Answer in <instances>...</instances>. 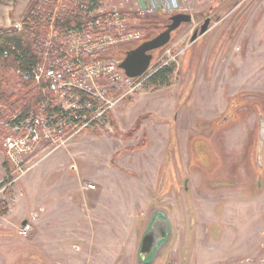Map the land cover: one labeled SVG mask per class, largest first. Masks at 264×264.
Returning <instances> with one entry per match:
<instances>
[{
  "label": "rangeland",
  "instance_id": "374dc122",
  "mask_svg": "<svg viewBox=\"0 0 264 264\" xmlns=\"http://www.w3.org/2000/svg\"><path fill=\"white\" fill-rule=\"evenodd\" d=\"M29 1L1 3L0 29L12 28ZM127 1L107 0L105 7L134 12L136 0ZM178 5L191 22L150 53L143 76L174 64L165 85L146 79L65 146L48 155L34 153L23 167L30 169L11 184L15 175L1 156L0 140V203L7 209L0 218V264H32L41 257L44 264H67L61 224L79 217L95 223L84 234L96 236L100 246L109 237L116 264H139L140 238L154 211L168 218L170 244L184 258L187 236H203L214 204L218 218L226 204L234 210L231 220L264 222V0H178ZM168 17H129V27L142 28L147 41L164 30ZM206 18L207 32L191 43ZM137 45L118 46L114 58L122 61ZM141 111L153 116L135 117ZM115 115L116 130L110 126ZM93 182L98 192L79 191V184ZM96 204L110 206V214L96 216ZM44 218L46 228L29 239L35 220ZM25 222L32 231L22 237L18 230ZM179 264L187 262L182 258Z\"/></svg>",
  "mask_w": 264,
  "mask_h": 264
},
{
  "label": "built area",
  "instance_id": "2783aa9c",
  "mask_svg": "<svg viewBox=\"0 0 264 264\" xmlns=\"http://www.w3.org/2000/svg\"><path fill=\"white\" fill-rule=\"evenodd\" d=\"M126 4L127 0H121ZM140 16L171 15L178 0L135 1ZM107 0H32L26 18L20 15L12 28L24 27L32 37L37 60L28 69L7 70L41 93V101L25 115L0 106V140L11 183L30 169L23 168L33 155H47L65 146L74 136L102 121L113 104L124 99L148 77L127 78L118 68L114 51L139 44L141 32L129 27L130 8L105 7ZM3 58L7 53H3ZM164 65V64H163ZM153 74V73H152ZM113 96V98L111 97ZM35 153V154H34ZM45 156V155H44ZM85 189L94 190L93 184ZM30 222L18 234L25 237Z\"/></svg>",
  "mask_w": 264,
  "mask_h": 264
},
{
  "label": "crops",
  "instance_id": "0c3cea01",
  "mask_svg": "<svg viewBox=\"0 0 264 264\" xmlns=\"http://www.w3.org/2000/svg\"><path fill=\"white\" fill-rule=\"evenodd\" d=\"M21 12H19V16ZM132 111L133 110L130 111L128 117L132 116ZM143 115L150 119L153 113L150 111H141L135 117L139 118ZM148 118L146 119L148 120ZM146 119L145 121H147ZM169 119L165 121H169ZM111 121L116 126V123L118 125L119 119L115 115L114 119H111ZM110 126L113 128L111 123ZM1 156H4L2 151ZM94 187V190L88 191L98 192V186L95 184ZM78 188L80 192L87 190L82 187L81 184H79ZM96 196L92 198H96ZM96 205L98 206L94 212L99 218H103L110 214V206ZM229 206L230 205H224L223 213L220 216L221 218H218L214 215L213 209L216 207L214 204L211 207L212 214L210 219L205 222L203 227V236L200 238L197 237L195 240L187 236L184 244L189 245L190 248L186 258L180 254V251H177L175 247H173L172 242L170 244L168 237L167 242L163 245V252L151 260L150 264H179L182 258L186 260L187 264H264V222L257 219L250 220L249 222L246 220H231L229 218L234 215V210L231 206V209H229ZM79 211L80 216H82V214L84 215L81 207ZM225 212L227 213L226 219L224 218ZM256 213L258 217L260 214L259 211H256ZM35 221L36 225L33 230V236L29 238L32 240H35L37 235H39L41 230L46 228L47 225L45 218ZM99 221L109 224L106 219H100ZM167 221L169 223L168 218ZM61 226L65 228L60 234V240H62L61 242L64 244V248H61V250L65 254V261L67 264H116L118 252H115L114 247L110 246L111 242L109 237H107L106 246H100V242L96 236L84 234L85 229L87 230L90 227H95L93 221H85V219L79 217L74 222H66L63 225L61 224ZM103 239L105 240L106 238ZM169 245L172 247H169ZM44 261L45 260L41 257V260H36L32 264H44Z\"/></svg>",
  "mask_w": 264,
  "mask_h": 264
},
{
  "label": "trees",
  "instance_id": "16d2710c",
  "mask_svg": "<svg viewBox=\"0 0 264 264\" xmlns=\"http://www.w3.org/2000/svg\"><path fill=\"white\" fill-rule=\"evenodd\" d=\"M9 1L14 0H0V4ZM31 3L32 0L26 5V8L21 14L22 17H27ZM129 17L140 20L146 19L149 16L140 17L135 12H131L129 13ZM27 29L26 27L21 31H16L14 28L0 29V106L12 112L17 111L21 115H25L38 101H41V93L39 91L32 88L29 82L22 81L7 70L9 67L16 68L17 66L26 70L37 60L33 47L35 46V40L38 35L35 34L32 37ZM132 30L137 32L143 31L137 25ZM3 53H7L6 58L2 57ZM174 69V64L162 65L147 80L153 85H165ZM8 78H13L17 89L9 85ZM111 124L116 130V126L112 121ZM1 151H3V148H1ZM6 213V207L0 203V217H4Z\"/></svg>",
  "mask_w": 264,
  "mask_h": 264
},
{
  "label": "water",
  "instance_id": "95a60500",
  "mask_svg": "<svg viewBox=\"0 0 264 264\" xmlns=\"http://www.w3.org/2000/svg\"><path fill=\"white\" fill-rule=\"evenodd\" d=\"M167 24L162 32L154 38L143 41L134 49L127 51L124 58L120 61L118 68L130 79H135L143 75L149 68L152 55L151 52L164 47L170 40L171 33L177 30L182 24L191 22V16L188 14L177 13L169 17ZM209 19H206L201 25L199 31H195L190 37V42L202 36L208 29ZM169 223L167 217L160 211H157L150 220L147 229L141 238L138 250V262L140 260L154 259L156 250L167 242L169 237ZM149 263V264H150Z\"/></svg>",
  "mask_w": 264,
  "mask_h": 264
},
{
  "label": "flooded vegetation",
  "instance_id": "af4514ba",
  "mask_svg": "<svg viewBox=\"0 0 264 264\" xmlns=\"http://www.w3.org/2000/svg\"><path fill=\"white\" fill-rule=\"evenodd\" d=\"M206 19H207V18H206ZM206 19H204L203 22H204ZM208 19H209V24H210V23H211V19H210V18H208ZM168 21H169V20H168ZM203 22H202V24H203ZM168 24H169V23H168ZM209 24H208V27H209ZM200 27H201V25L199 26L198 29H195L194 32H195V31L198 32L199 29H200ZM207 30H208V29H207ZM194 32H193V33H194ZM206 32H207V31H206ZM206 32H205V33H206ZM193 33H192V34H193ZM205 33H204V34H205ZM204 34H203V35H204ZM203 35H202V36H203ZM191 36H192V35H191ZM199 37H201V36H198V34H197V38H196V40H197ZM196 40H195V41H196ZM193 42H194V41H193ZM155 213H156V212L154 211V212L150 215V217H149V219H148L147 224H146L145 227H147V226L149 225L150 220H151V217H152ZM143 234H144V231H143ZM143 234H142V236H143ZM142 236H141V238H142ZM141 238H140V241H141ZM139 244H140V243H139ZM138 250H139V247H138ZM163 250H164V246L162 245V246H160V247L156 250L154 256H155V257L159 256V255L163 252ZM137 253H138V252H137ZM155 257H154V258H155ZM137 259H138V255H137ZM140 261H141V262H139V264H149V263H150L149 260H145V261H144V260H140Z\"/></svg>",
  "mask_w": 264,
  "mask_h": 264
}]
</instances>
